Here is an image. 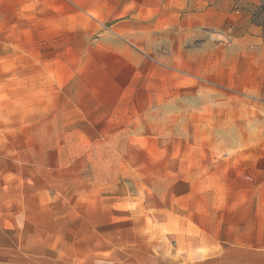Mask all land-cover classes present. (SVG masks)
Returning <instances> with one entry per match:
<instances>
[{
	"label": "crops",
	"instance_id": "obj_1",
	"mask_svg": "<svg viewBox=\"0 0 264 264\" xmlns=\"http://www.w3.org/2000/svg\"><path fill=\"white\" fill-rule=\"evenodd\" d=\"M261 1L0 0L6 42L50 59L52 73L84 72L95 41L104 58L161 59L165 73L194 87L200 135L210 140L196 150L207 157L194 180L204 212L157 246L140 244L132 228L114 229V239L93 230L88 241L91 228L76 231L75 215L60 212L56 198L20 192L23 166L0 165V264H264V29L254 21ZM60 167L69 166L34 171L48 172L52 188ZM42 176L36 181L47 182ZM123 232L130 240L119 239Z\"/></svg>",
	"mask_w": 264,
	"mask_h": 264
},
{
	"label": "rangeland",
	"instance_id": "obj_2",
	"mask_svg": "<svg viewBox=\"0 0 264 264\" xmlns=\"http://www.w3.org/2000/svg\"><path fill=\"white\" fill-rule=\"evenodd\" d=\"M12 45L0 26V165L25 168L20 192L56 198L60 212L75 215L76 231L91 228V242L93 230L114 239V229L132 228L140 244H170L180 227L199 221L206 205L196 196L195 166L207 157L196 150L210 140L200 135L205 123L193 86L165 73L161 59L104 58L96 41L80 73H52L50 59ZM210 113L204 108L203 116ZM37 164L69 167H60L50 188ZM5 180L0 173V194Z\"/></svg>",
	"mask_w": 264,
	"mask_h": 264
},
{
	"label": "trees",
	"instance_id": "obj_3",
	"mask_svg": "<svg viewBox=\"0 0 264 264\" xmlns=\"http://www.w3.org/2000/svg\"><path fill=\"white\" fill-rule=\"evenodd\" d=\"M259 9H260L261 11H264V4L261 5ZM259 9H258V10H259ZM258 10H257L256 14L254 15V21H255L257 24L261 25V26L263 27V29H264V21H263L262 19H259V18H258Z\"/></svg>",
	"mask_w": 264,
	"mask_h": 264
}]
</instances>
